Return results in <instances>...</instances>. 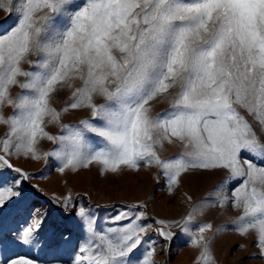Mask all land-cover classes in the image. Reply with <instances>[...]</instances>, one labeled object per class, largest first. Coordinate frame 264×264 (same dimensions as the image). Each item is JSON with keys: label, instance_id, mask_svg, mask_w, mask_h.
<instances>
[{"label": "snow or ice", "instance_id": "6c2138e0", "mask_svg": "<svg viewBox=\"0 0 264 264\" xmlns=\"http://www.w3.org/2000/svg\"><path fill=\"white\" fill-rule=\"evenodd\" d=\"M0 10L16 15L0 34V215L30 205L31 176L13 158H54L61 174L93 164L102 173L155 167L170 192L190 172L224 169L239 183L230 192L229 180L217 185L214 199L191 203L174 225L157 220L153 229L145 212L126 207L98 228L79 208L85 238L72 264H154L150 232L171 241L173 226L201 250L196 264H216L206 236L213 226L198 218L228 206L240 212L234 230L255 233L264 256V0H0ZM165 101L153 116L154 102ZM79 111L89 115L62 122ZM43 140L51 150L39 149ZM165 143L182 151L162 158ZM6 170L17 175L3 180ZM71 201L70 193L60 201L64 211ZM28 217L0 239V264H37L17 249L49 246L48 214L29 209Z\"/></svg>", "mask_w": 264, "mask_h": 264}, {"label": "rangeland", "instance_id": "374dc122", "mask_svg": "<svg viewBox=\"0 0 264 264\" xmlns=\"http://www.w3.org/2000/svg\"><path fill=\"white\" fill-rule=\"evenodd\" d=\"M16 23L15 13L0 10V34L14 26ZM29 59L35 60L36 56ZM25 70L29 69L24 64ZM23 79V78H21ZM20 91L14 89L13 94ZM68 99V94L58 97L55 105L59 109ZM168 108V101L164 103L154 102L152 115ZM5 115H9L12 109L6 108ZM241 113L253 125L259 134V125L253 117L247 115L241 109ZM87 111L65 114L63 123H77L80 119L88 116ZM4 126H0V135L4 132ZM53 134L60 132L59 127L48 125L47 129ZM264 142V137H262ZM53 145L43 140L39 149L49 151ZM162 158H171L182 151V145L167 144L159 150ZM14 166L20 167L28 172L31 179L26 182L25 187L29 190L30 205H22L18 209L6 211L0 215V239L10 238L14 230L21 227L25 220L29 219V209H40L48 214L45 222L44 233L50 239V244L45 248H33L30 253L24 249H17L21 255H29L36 259L37 264H72V259L79 245L84 241L85 233L75 216V211L85 208L94 216L97 227L107 226L108 218L114 216L117 211L126 207H132L134 211H143L148 216V223L153 229L161 227L155 221L164 220L174 225L177 221L187 215L191 203L207 199L209 193L225 180H229L227 170H195L186 174L180 185L171 192L168 185L155 167L141 166L139 170L125 169L119 173H102L101 165L93 164L87 169L77 172L66 171L61 174L57 171V162L54 158L45 160H31L28 158H13ZM259 165V161L254 160ZM17 174L6 170L2 179L10 181ZM239 181L229 180L225 185L226 190L234 188ZM71 194L72 201L68 211H64L60 201ZM192 197V202L187 200ZM143 204L144 207L136 209L134 206ZM240 215V212L230 206L225 208L208 209L198 222L211 223L213 230L206 233L211 238V250L216 264H264V256L257 246L255 233L248 236H241L234 230L233 221ZM175 235L171 241H164L154 231L150 232L156 243V254L153 257L154 264H196L200 249L190 245V238L179 227H171ZM195 229H193L194 231ZM64 238H67L65 240ZM2 248V245H0ZM14 253H9L12 255ZM5 259L3 252H0V261Z\"/></svg>", "mask_w": 264, "mask_h": 264}]
</instances>
